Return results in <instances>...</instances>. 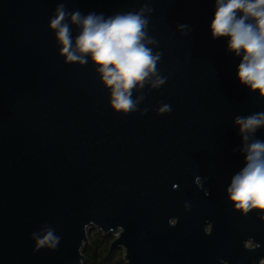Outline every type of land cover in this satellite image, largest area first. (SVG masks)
<instances>
[{
	"label": "water",
	"instance_id": "water-1",
	"mask_svg": "<svg viewBox=\"0 0 264 264\" xmlns=\"http://www.w3.org/2000/svg\"><path fill=\"white\" fill-rule=\"evenodd\" d=\"M58 3L153 9L148 34L166 79L133 93L137 111L114 112L94 65L57 54L47 22ZM212 11L213 0H0V264H82L89 226L119 230L109 248L126 264H264V212L242 213L224 194L243 160L232 119L264 111V98L235 79L239 58L211 38ZM162 104L170 111L157 113ZM205 174L218 211L197 185ZM208 215L217 226L207 234ZM46 229L57 246L34 250L30 234Z\"/></svg>",
	"mask_w": 264,
	"mask_h": 264
},
{
	"label": "clouds",
	"instance_id": "clouds-1",
	"mask_svg": "<svg viewBox=\"0 0 264 264\" xmlns=\"http://www.w3.org/2000/svg\"><path fill=\"white\" fill-rule=\"evenodd\" d=\"M152 11L144 4L136 10L105 15L82 13L79 9L69 11L64 3H58L48 19L47 28L53 33L57 54L65 63L94 65L114 112L137 111L143 97H134L133 93L165 83L166 77L157 69L161 59V52L156 50L158 42L148 34ZM176 30L187 35L190 28L178 24ZM208 30L213 39L225 38V50L239 58L235 67L237 82L264 98V0H213ZM169 111L168 104L156 109L157 113ZM232 124L240 137V146L234 151L243 160L224 188L225 197L242 213L253 208L264 212V140L255 138V133L264 128V111L237 115ZM196 181L199 184L200 177ZM184 207L187 210L189 204ZM30 235L34 250H53L59 240L52 229Z\"/></svg>",
	"mask_w": 264,
	"mask_h": 264
},
{
	"label": "trees",
	"instance_id": "trees-1",
	"mask_svg": "<svg viewBox=\"0 0 264 264\" xmlns=\"http://www.w3.org/2000/svg\"><path fill=\"white\" fill-rule=\"evenodd\" d=\"M88 241L82 247V264H126L121 247L109 248L112 236L104 235L96 228L87 232Z\"/></svg>",
	"mask_w": 264,
	"mask_h": 264
},
{
	"label": "flooded vegetation",
	"instance_id": "flooded-vegetation-1",
	"mask_svg": "<svg viewBox=\"0 0 264 264\" xmlns=\"http://www.w3.org/2000/svg\"><path fill=\"white\" fill-rule=\"evenodd\" d=\"M209 181H210V179L208 178V175L205 174L203 177L200 178V182H199V184L197 183V185L199 187H201L202 182L206 183L202 189L204 196H205L204 199L206 198V201L208 203L207 204L205 202V206L207 208H211L214 206V208L218 211V210H220L221 205L218 204L219 200L217 198V194H220V193H219V191L215 190L214 187H212V184ZM206 191L208 193L207 195H205ZM212 199H214V200H212ZM213 219L214 218L212 215L205 216V218H204V228H205V232L207 234L210 233L213 226H215V225L217 226V224L215 223V221ZM243 245L245 248L252 247L253 246L252 240L250 238L243 239ZM217 264H227V262L224 261L222 258H220V259H218Z\"/></svg>",
	"mask_w": 264,
	"mask_h": 264
},
{
	"label": "rangeland",
	"instance_id": "rangeland-1",
	"mask_svg": "<svg viewBox=\"0 0 264 264\" xmlns=\"http://www.w3.org/2000/svg\"><path fill=\"white\" fill-rule=\"evenodd\" d=\"M91 228H94L93 226H89L88 228H87V231L89 230V229H91ZM101 232V231H100ZM102 234H104V235H111L112 236V240L118 235V232H113V233H104V232H101ZM111 240V241H112ZM124 260V259H123Z\"/></svg>",
	"mask_w": 264,
	"mask_h": 264
},
{
	"label": "bare ground",
	"instance_id": "bare-ground-1",
	"mask_svg": "<svg viewBox=\"0 0 264 264\" xmlns=\"http://www.w3.org/2000/svg\"><path fill=\"white\" fill-rule=\"evenodd\" d=\"M114 232H118V234H119V230H116V231H114ZM118 236V235H117Z\"/></svg>",
	"mask_w": 264,
	"mask_h": 264
}]
</instances>
